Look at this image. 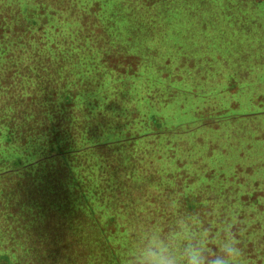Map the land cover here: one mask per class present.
<instances>
[{
	"label": "trees",
	"instance_id": "obj_1",
	"mask_svg": "<svg viewBox=\"0 0 264 264\" xmlns=\"http://www.w3.org/2000/svg\"><path fill=\"white\" fill-rule=\"evenodd\" d=\"M29 1L21 12L11 0H1L0 5V147L4 150L0 155V264H154L144 251L164 253L171 248L177 228L169 223L173 213L188 229L176 243L181 264H233L228 262L230 251L211 241L218 230L212 225L223 222L227 210H221L214 221L213 198L200 199L201 183L200 188L197 184L191 188L198 178L183 169V161H176L173 172L155 169L143 174L144 156L119 154L126 145L143 146L140 138L150 134L131 126L139 113H124L122 93L116 88L137 76L139 56L117 54L132 62L125 72L109 65V55L96 58L92 65L84 60L70 66L73 56L56 35L59 26L50 22V14L64 5L49 6L54 1L50 0L45 10L36 11L38 7ZM143 1L153 5L160 0ZM99 4L92 0L89 13H99L95 10ZM113 24L114 18L105 10L92 24L94 34L100 31L111 41ZM81 25L70 30L80 33ZM71 39L79 48L86 40ZM83 46L92 49L90 42ZM184 66V62L174 66L173 87L182 82L179 74ZM166 91L179 90L167 85ZM225 111H202L197 117H206L204 122L216 127L207 117ZM109 120L118 122L124 132L118 133L116 127L104 134ZM159 135L154 133V138ZM169 143L170 139L166 147L171 148L168 156L173 159L175 147ZM214 184L211 180L206 186ZM225 192L219 186L215 195ZM140 197L148 202L151 223L157 221L164 246L150 241L153 230L146 211H138ZM254 197L255 193L244 195L241 201L248 204ZM135 216L141 225L133 223ZM238 231V226H231L221 235L235 242ZM243 257L254 258L249 242Z\"/></svg>",
	"mask_w": 264,
	"mask_h": 264
},
{
	"label": "rangeland",
	"instance_id": "obj_2",
	"mask_svg": "<svg viewBox=\"0 0 264 264\" xmlns=\"http://www.w3.org/2000/svg\"><path fill=\"white\" fill-rule=\"evenodd\" d=\"M11 1L21 12L28 0ZM91 1L54 0L49 6H64L50 14V22L59 26L56 35L73 56L70 66L77 67L84 60L92 65L96 58L109 55V65L125 72L132 62L117 54L139 56L137 76L116 88L122 93L124 113H139L132 118L131 126L150 134L140 138L143 146L126 145L119 154L144 156L143 174L155 169L173 172L178 168L176 161H183V169L198 178L191 188L196 184L200 188L201 183L202 189H197L200 199L213 198L214 221L221 210H227L223 222L211 224L218 229L211 241L219 249L230 251L228 262L264 264V0H160L153 5L143 0H97L100 4L95 10L101 11L95 15L88 10ZM47 2L50 0L29 1L38 7L36 11L45 10ZM105 10L114 18L111 41L100 31L94 34L92 26ZM77 25H81L80 33L70 30ZM71 36L86 39L81 48ZM89 42L92 49L83 46ZM183 62L186 66L179 74L182 82L173 87L170 81L177 73L174 66ZM167 85L179 91L170 93ZM221 109L226 110L224 115L207 117V122L216 123V127L207 125L206 117H197L198 112ZM116 127L118 133L124 132L112 120L102 131L110 133ZM121 127L128 128L126 123ZM154 133H160L157 139ZM169 139L168 146L175 147L173 159L168 156L171 148L166 147ZM150 140L153 142L147 144ZM3 152L2 146L0 155ZM211 180L215 184L207 187ZM219 186L226 192L216 196ZM254 193L248 204L241 201L244 195L252 197ZM147 204L142 197L138 199V211H146L149 229L153 230L150 241L164 246L157 221L151 223ZM152 205L155 207L154 201ZM175 209L176 204L172 211ZM139 219L133 217V223L141 225ZM169 223L177 227L171 248L164 253L144 251L154 264H181L175 254L176 243L188 231L187 225L175 213ZM231 226L239 229L235 242L229 235H221ZM248 242L254 258L243 257Z\"/></svg>",
	"mask_w": 264,
	"mask_h": 264
}]
</instances>
